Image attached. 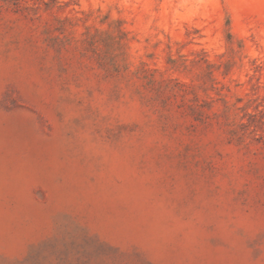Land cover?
<instances>
[{"label": "rangeland", "instance_id": "rangeland-1", "mask_svg": "<svg viewBox=\"0 0 264 264\" xmlns=\"http://www.w3.org/2000/svg\"><path fill=\"white\" fill-rule=\"evenodd\" d=\"M0 264H264V0H0Z\"/></svg>", "mask_w": 264, "mask_h": 264}]
</instances>
